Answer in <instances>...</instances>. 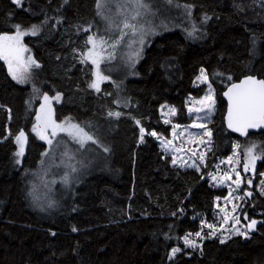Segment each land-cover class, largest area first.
<instances>
[{
  "label": "trees",
  "instance_id": "1",
  "mask_svg": "<svg viewBox=\"0 0 264 264\" xmlns=\"http://www.w3.org/2000/svg\"><path fill=\"white\" fill-rule=\"evenodd\" d=\"M177 1L202 21V35L192 38L174 29L156 34L135 74L111 78L97 92L89 87L91 63L81 62L88 35L101 22L97 0H21L20 5L0 0V34L15 32L16 25L39 26L23 41L40 65L31 69L26 83L0 73V97L16 91L20 130L27 136L17 163L15 139L3 140L8 114L0 109V264H264V221L249 237L234 235L221 243L213 236L195 252L183 249L170 256L186 233L216 218L215 198L227 190L205 178L206 168L173 164L157 137L147 134L171 136L161 105L174 106V121H190L187 97L203 93L194 78L204 69L217 96L208 124L212 144L206 166L212 165L241 140L224 125L222 89L246 74L264 78L263 0ZM45 94L59 95L51 100L55 122L74 121L98 143L78 149L79 166L65 174L68 181L63 175L50 181L69 182L68 187L40 188L39 193L30 180L46 143L32 128ZM140 127L145 128L143 142ZM248 137L264 146V131ZM257 170L264 171V159ZM263 211L262 197L242 208L250 218Z\"/></svg>",
  "mask_w": 264,
  "mask_h": 264
},
{
  "label": "rangeland",
  "instance_id": "2",
  "mask_svg": "<svg viewBox=\"0 0 264 264\" xmlns=\"http://www.w3.org/2000/svg\"><path fill=\"white\" fill-rule=\"evenodd\" d=\"M144 2L147 5L146 8L136 9L134 5L129 2V0H97V5L98 3L103 5L102 8L97 7L98 16H99V12L101 14L100 16L101 22H99V24H97L93 28V31L88 35V37L93 36L94 38L98 39L99 37L103 36L104 39L108 40V44L104 46L103 50L99 48L96 49V51L99 53L100 56V60H99L100 71L102 75L108 77L107 80H102L100 82V87L102 83L108 81L111 78L114 77L123 78L135 74L134 71L135 66L141 59L145 46L147 45L148 41L156 34L174 29V30H180L187 36H189V33L191 32L193 33L190 36L192 38H196V36L199 37L200 35H202L203 27H200V22L202 21L199 22L195 21V18L193 16V10L191 9V7L188 6V4H185L184 2H180L177 0H144ZM136 11H139L141 15L137 16L136 19H132V16L135 15ZM126 18L129 23L136 24L137 29H141L142 32L137 31V33L133 35L129 29L123 28V21ZM194 27H195V31H193ZM30 28L31 27L21 28V30L22 31L29 30ZM121 29L124 32L128 33V35L125 36L122 40H120ZM8 34L12 35L15 34V32ZM141 35H143L142 44L139 42ZM24 36L21 38L22 43L25 47L29 49V47L23 41ZM114 40H120V43H118L115 48H112L110 45L113 43ZM87 46L88 47L84 52V54L82 55V58H84L85 55L88 53V51L92 49L91 44H88ZM24 56L25 58L31 56L37 62L35 56L33 55L30 49L28 52L24 54ZM88 61L91 63V60ZM91 65L93 68L91 82H93L94 80H96V76H95L96 66L93 65L92 63ZM3 71L8 72V67L3 60H0V73ZM200 72L201 69L199 70L197 76L194 78V85L196 86L203 85V93L199 96L189 95L187 97V112L189 107L200 106L196 104L195 101L202 99L205 96V94L208 93L209 85H211L209 80L207 83H201L196 79L198 76H200ZM211 89L213 93V98L215 100L214 109L208 120L201 121L203 123H206L208 129H210L208 124L214 117L216 103H217L216 92L212 85H211ZM43 103H44L43 96H41L40 102L38 104L36 116L40 114L41 105ZM170 108H174V106L167 103L162 104L160 108V113L163 117V120L164 121L166 119L169 120L172 128L170 137L166 138L161 134L156 136L160 144L165 148L162 141L172 140L173 142L172 145L169 146L166 151H168L173 157L177 158V163L180 166L182 163H184V166L182 167H190L188 165H191L193 164V162H195L198 165L199 170L202 167L206 168L207 175L205 176V178H207L209 182H211L216 187H224L227 190L225 196L222 197L219 196L215 198L214 214L216 215V218L210 221L202 222L201 225L205 223L216 225V233L213 236H218L219 239L223 241L234 235H237L235 234L236 229H239L241 232H247L246 237H249L251 233L247 231V227H246L247 224L253 219L259 221V223L264 221V211L260 212L261 213L260 217L250 218L247 215V219H245L246 213L242 212V208L244 206V203L253 197H256V199H260V197L264 198V195H261V184H260V181L264 180V175H262L264 174V171L257 170L258 162L261 160L260 159L256 161L254 172L249 171L245 173L243 171V164L245 162L244 152L248 147L255 144L258 146L256 148V153L257 154L260 153L261 151L260 146H262L263 141H260V139H256V138L251 139V137H247L241 140H236L233 143L232 151L228 155L219 157L215 162L212 163V165L206 166L207 153L209 151L208 150L209 147L211 148L212 138L210 144L208 145L200 143L201 139L208 140V138L201 137L200 135H198L201 132V129L192 127V124L194 120H196V117L198 115L204 116L205 112H207V109H205L204 112H200V113L193 112L189 114L188 112V115L190 116V121L183 123V122L174 121L172 119L175 115H172L169 112ZM0 109H4L8 114V124L6 127V133L3 140L9 142L12 139H14V137L20 131L18 99H17L16 91L14 89H9L0 97ZM36 123L37 120L35 117L34 125ZM56 123L62 124L64 127H68L69 124H77L81 128H83L85 132H87L82 125L74 121H62ZM177 124L180 125V128L176 130L177 133L183 132L184 134L181 136L173 137V126ZM185 129L187 131H185ZM52 133H53V128L49 127L45 133L47 139H42L46 143V149L43 154L44 157L42 156L39 164L33 171L32 174L33 177L30 180V182L32 183V189L39 193H40L39 191L40 188L41 189L45 188L51 191L54 187L57 186H59L60 188L68 187L70 185L69 182H66L64 184L54 182L50 184V181L59 178L62 175H63L62 178L68 181L69 180L68 175L65 174L67 172H73V169L76 170L77 167L79 166V163L77 162L76 159L74 160V158L76 157L75 153L78 151V149L82 148L80 144L77 143L76 140H74L71 136H69L67 132L56 129V135L53 136ZM87 133L91 135L89 132ZM189 133H191L192 135L190 136ZM36 136L40 138L37 134ZM48 140H51L52 143L49 144ZM237 145H239V147H237ZM17 151H19V146L17 147L16 152ZM193 152L196 153V156H193ZM45 153L47 154L45 155ZM201 153L205 154L204 163H200L198 159V156ZM234 154L236 155L234 156ZM229 157H234L232 163L227 162ZM21 158L22 156L15 155L16 161L20 162ZM237 159L240 161L239 163H236ZM194 168L197 169V167ZM232 168H236V170L241 173V176L245 179V181L247 179L252 180L251 185H248L246 182L243 183L241 185V188L238 191H236L233 195L242 196L244 191H250L252 192V196L245 197L244 200H233L232 203H228L224 198L228 196V193L231 189L236 188V185L232 183V180L236 179L235 173L231 172ZM226 172L231 174L232 180L225 179L223 183H221L220 182L221 178L224 176V173ZM210 173L212 175H215L217 179L212 180L209 175ZM2 187L3 184H0V194ZM49 197H47V199L51 200ZM217 198L220 199L218 200ZM233 204L239 206L235 213H232L231 211ZM221 208H225L226 212L231 213V215L233 216H238L239 223H236L235 220L232 219H229L228 223H224L222 217L224 216L225 213L220 212ZM198 231H202V235L205 237L204 239H200L195 236V233L197 231L191 233L190 236V239L196 240L198 247L192 248L185 246L183 238L186 234H189L186 233L181 238L182 246L178 248H180L181 250L183 249L191 250L190 253H192L199 250L201 244L206 238L213 237V236L211 237L208 236V234L212 231V229H209L206 226H204L203 228L201 227ZM170 256L173 257L172 250Z\"/></svg>",
  "mask_w": 264,
  "mask_h": 264
},
{
  "label": "snow or ice",
  "instance_id": "3",
  "mask_svg": "<svg viewBox=\"0 0 264 264\" xmlns=\"http://www.w3.org/2000/svg\"><path fill=\"white\" fill-rule=\"evenodd\" d=\"M67 2V0H65ZM130 3L134 5L136 9L139 8H146L147 5L144 2V0H129ZM13 3L20 5L21 0H13ZM98 8H102L103 5L98 3ZM141 15L139 11H136L135 15L132 16V19H136L137 16ZM207 19V17L205 18ZM16 31L15 34H8V33H2L0 34V60H3L5 64L8 67V72L12 76L14 80H16L18 83H26L29 80L30 77V69L32 67L39 68L40 65L31 57L28 56L25 58L24 54L29 51L27 47H25L22 43V37L24 35H28L29 33L31 35H36L39 31L38 25H32L29 30H21L20 25H16ZM123 28L129 29L130 32L135 35L137 31H141V29H137L136 24L129 23L127 18L123 21ZM195 31V27L193 29ZM193 33H189V36H191ZM128 33L124 32L122 29L120 30V40H122L125 36H127ZM120 40H114L113 43L110 45L112 48H115L118 43H120ZM141 44L143 43V35L140 37ZM88 44L92 45V49L88 51V53L85 55V57L82 59V63H87L88 60H91V63L96 66V80L91 82L89 84L90 88L95 89L97 92L100 91V82L102 80H107L108 77L102 75L100 71V65L99 60L100 56L99 53L96 51L97 48L103 50L104 46L108 44V40L104 39L103 36L97 38H94L93 36H89L87 40ZM130 46V45H129ZM201 83H207L208 82V75L207 73L201 69L200 76L196 78ZM231 79V77H229ZM224 95L228 97L229 101V107H228V127L232 129L234 132H239L241 135H248L249 129H264V79H256L252 76H248L246 79L241 81L238 84H232V86L228 89V92H226ZM56 99L59 100V95L56 97L50 98L47 94L43 96L44 103L41 105L40 114L36 116L37 123L33 125L32 131L35 132L40 139H47L45 133L49 127L53 128L52 135H56V129H59L60 131L67 132L69 136H71L74 140H76L77 143L80 144L81 147H84V145L91 141L92 143L96 144L98 141L91 135H89L83 128H81L77 124H69L68 127H64L62 124H57L55 120L52 119L53 110L51 108V100ZM196 104L200 105L199 107H189L188 112L189 114L196 112H204L205 109H207V112H205L204 116H197L196 120H194L192 127L201 129V132L198 134L201 137H207L208 140L201 139L200 143L203 144H210L211 137H212V131L207 128L206 123H203L201 121L208 120L211 116V113L214 109L215 100L213 98V93L211 89V85H209V91L205 96L195 101ZM169 112L172 115L176 114L175 108H170ZM109 116H116L117 118L121 115V113L116 112H109ZM165 123H170L169 120H165ZM136 124L139 125L140 121L136 120ZM180 128V125H174L173 126V137L181 136L184 133L180 132L177 133V129ZM185 131H187L185 129ZM151 136H158V134L155 131L147 133ZM11 135V133H10ZM145 135V128L140 127V139L141 142H143V138ZM191 136L192 134L189 133ZM16 144L19 146V151L15 153L16 156H23L25 145L27 143V136L23 130H20L19 133L14 137ZM48 143L51 144L52 141L48 140ZM162 143L165 146V149L172 145V140L162 141ZM239 147V145H237ZM258 146L253 144L250 147H248L244 152L245 162L243 164V171L245 173L249 171H255V165L256 161L260 159H264V146L261 147L260 153H256V148ZM108 148H104V151H108ZM211 151V148L208 149ZM47 153H45L46 155ZM236 154H234L235 156ZM193 156H196V153L193 152ZM198 159L200 163L205 162V154L201 153L198 156ZM234 157L228 158V163L233 162ZM240 161L237 159L236 163H239ZM19 163V161H17ZM172 163H177V158L173 157ZM181 166H184V163L181 164ZM190 167H197V170H199L198 165L193 162V164L188 165ZM75 171V169H73ZM232 173H235L236 179L232 180V176L230 173L226 172L224 173V176L221 178V183L225 179L232 180V183L236 185L235 189H231L228 193V196L224 199L228 203H232L233 200H244L245 197H251L252 192L250 191H244L242 196L239 195H233L236 191H238L241 188V185L243 183H247L248 185L252 184L251 179H245L241 176V173L236 170V168L231 169ZM212 180H216L217 177L215 175L209 174ZM264 175V174H262ZM261 184V195H264V180L260 181ZM218 200L220 198H217ZM238 205L233 204L232 207V213H235L238 209ZM220 212L225 213L222 217L224 223H228L229 219L235 220L236 223H239V217L233 216L231 213L226 212L225 208H221ZM245 219H247V214H245ZM258 221L255 219L251 220L247 224V228L249 230H252L257 225ZM206 226L209 229H212V231L208 234L209 237L215 235L216 233V225L214 224H202V228ZM73 231H76L75 228H73ZM235 234L241 235V236H247V232H241L239 229H236ZM191 233L186 234L183 238L184 244L187 247L196 248L198 247L197 242L195 239H190ZM195 236L204 239L205 237L202 235V231H197L195 233ZM224 241L221 240V243ZM180 248H173L172 249V255L175 256L177 252H180Z\"/></svg>",
  "mask_w": 264,
  "mask_h": 264
},
{
  "label": "water",
  "instance_id": "4",
  "mask_svg": "<svg viewBox=\"0 0 264 264\" xmlns=\"http://www.w3.org/2000/svg\"><path fill=\"white\" fill-rule=\"evenodd\" d=\"M248 76H252V77H254V78H256V79H264L263 77H259L258 75H256V74H246V75H243V76H241L239 79H237V80H234V81H231L230 83H228L223 89H222V91H221V97H222V99L225 101V111H224V115H223V120H224V125H225V127H226V129L229 131V132H231V133H233L234 135H236V136H238L239 138H241V139H244V138H247L248 137V135L250 134V133H259V132H261V131H264V129H249L248 130V135H241L239 132H234L232 129H230L229 127H228V119H227V117H228V107H229V101H228V97L226 96V95H224L226 92H228V89L232 86V84H238V83H240L241 81H243L244 79H246ZM257 221V220H256ZM259 224V221H258V223H257V225ZM257 225L255 226V228L254 229H252V230H249L248 228H247V231L249 232V233H253V232H255L256 231V227H257Z\"/></svg>",
  "mask_w": 264,
  "mask_h": 264
}]
</instances>
